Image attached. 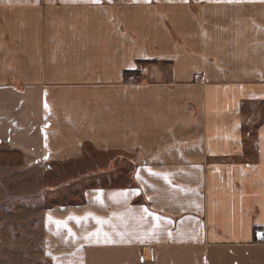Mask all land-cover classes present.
<instances>
[{
    "label": "crops",
    "instance_id": "1",
    "mask_svg": "<svg viewBox=\"0 0 264 264\" xmlns=\"http://www.w3.org/2000/svg\"><path fill=\"white\" fill-rule=\"evenodd\" d=\"M147 58L170 76L122 82ZM0 143L132 156L43 209L54 264H264V2L0 0Z\"/></svg>",
    "mask_w": 264,
    "mask_h": 264
},
{
    "label": "rangeland",
    "instance_id": "2",
    "mask_svg": "<svg viewBox=\"0 0 264 264\" xmlns=\"http://www.w3.org/2000/svg\"><path fill=\"white\" fill-rule=\"evenodd\" d=\"M171 63L169 59H136L134 67L122 71V82L154 78L150 70L155 68L170 76ZM131 159L128 154L85 144L78 158L28 166L19 151L0 143V264H54L43 254V209L78 202L86 187L128 184Z\"/></svg>",
    "mask_w": 264,
    "mask_h": 264
},
{
    "label": "snow or ice",
    "instance_id": "3",
    "mask_svg": "<svg viewBox=\"0 0 264 264\" xmlns=\"http://www.w3.org/2000/svg\"><path fill=\"white\" fill-rule=\"evenodd\" d=\"M261 2H264V0H261Z\"/></svg>",
    "mask_w": 264,
    "mask_h": 264
},
{
    "label": "built area",
    "instance_id": "4",
    "mask_svg": "<svg viewBox=\"0 0 264 264\" xmlns=\"http://www.w3.org/2000/svg\"><path fill=\"white\" fill-rule=\"evenodd\" d=\"M259 230H256V232H258Z\"/></svg>",
    "mask_w": 264,
    "mask_h": 264
}]
</instances>
